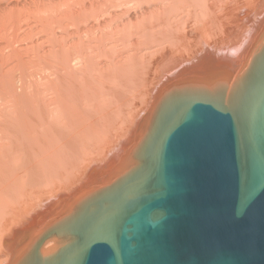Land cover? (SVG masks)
<instances>
[{
	"label": "bare ground",
	"instance_id": "6f19581e",
	"mask_svg": "<svg viewBox=\"0 0 264 264\" xmlns=\"http://www.w3.org/2000/svg\"><path fill=\"white\" fill-rule=\"evenodd\" d=\"M262 50L264 0H0V264L131 174L161 100L232 94Z\"/></svg>",
	"mask_w": 264,
	"mask_h": 264
},
{
	"label": "water",
	"instance_id": "95a60500",
	"mask_svg": "<svg viewBox=\"0 0 264 264\" xmlns=\"http://www.w3.org/2000/svg\"><path fill=\"white\" fill-rule=\"evenodd\" d=\"M232 91L161 100L131 174L21 264H264V50ZM56 234L73 242L43 259Z\"/></svg>",
	"mask_w": 264,
	"mask_h": 264
}]
</instances>
